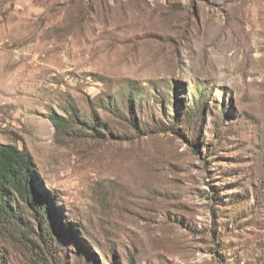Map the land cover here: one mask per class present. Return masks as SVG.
<instances>
[{"label":"rangeland","instance_id":"374dc122","mask_svg":"<svg viewBox=\"0 0 264 264\" xmlns=\"http://www.w3.org/2000/svg\"><path fill=\"white\" fill-rule=\"evenodd\" d=\"M0 144L52 264H264V0H0Z\"/></svg>","mask_w":264,"mask_h":264},{"label":"trees","instance_id":"16d2710c","mask_svg":"<svg viewBox=\"0 0 264 264\" xmlns=\"http://www.w3.org/2000/svg\"><path fill=\"white\" fill-rule=\"evenodd\" d=\"M51 119L59 130L66 129L67 124L63 117ZM35 180L34 162L30 152L12 144H0V237L7 241L14 238L26 242L32 251L35 264H52L53 257L48 246L36 241L42 233L29 228L20 217L23 207L34 218H40V215L44 218L43 221L49 219L54 210L50 201L37 190ZM21 203L23 206L19 209ZM47 226L52 228L51 221ZM40 229L43 230L42 227Z\"/></svg>","mask_w":264,"mask_h":264}]
</instances>
